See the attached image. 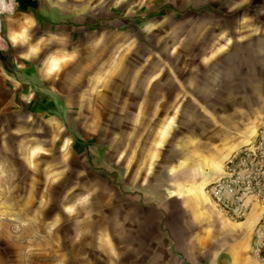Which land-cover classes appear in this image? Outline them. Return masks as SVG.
<instances>
[{
  "label": "rangeland",
  "instance_id": "rangeland-1",
  "mask_svg": "<svg viewBox=\"0 0 264 264\" xmlns=\"http://www.w3.org/2000/svg\"><path fill=\"white\" fill-rule=\"evenodd\" d=\"M48 1L0 55V264H134L181 124L264 92V0Z\"/></svg>",
  "mask_w": 264,
  "mask_h": 264
},
{
  "label": "crops",
  "instance_id": "crops-1",
  "mask_svg": "<svg viewBox=\"0 0 264 264\" xmlns=\"http://www.w3.org/2000/svg\"><path fill=\"white\" fill-rule=\"evenodd\" d=\"M32 1L37 11L42 10V2L47 1L50 6L48 0ZM16 15L37 20L28 8L2 16L6 39L12 32L8 25L18 27ZM41 21L49 23L46 19ZM33 71L23 74L27 76L25 80H42L43 75ZM256 97L258 102L249 106L252 110L246 107L247 114L232 116L229 125L222 122L218 125L217 117L225 113H216L208 107L210 117L200 111L198 128L191 122L181 124L182 136L179 141H173L171 159L160 163L163 169L159 168L136 189V202L155 211L157 218L151 220L154 240L149 241V250L135 247L133 255L126 254L134 264H258L248 250L251 231L260 213L258 205L253 203L243 220L233 221L215 209L203 189L220 174L223 159L264 124V92ZM238 107L244 111V106H237V110ZM137 220L134 219L135 225ZM132 229L135 235H142L140 227ZM121 254L120 250L119 257L126 256ZM262 257L259 264H264V253Z\"/></svg>",
  "mask_w": 264,
  "mask_h": 264
},
{
  "label": "built area",
  "instance_id": "built-area-1",
  "mask_svg": "<svg viewBox=\"0 0 264 264\" xmlns=\"http://www.w3.org/2000/svg\"><path fill=\"white\" fill-rule=\"evenodd\" d=\"M203 189L215 209L233 221L243 220L251 205H258L248 250L260 260L264 253V124L223 159L220 174Z\"/></svg>",
  "mask_w": 264,
  "mask_h": 264
},
{
  "label": "water",
  "instance_id": "water-1",
  "mask_svg": "<svg viewBox=\"0 0 264 264\" xmlns=\"http://www.w3.org/2000/svg\"><path fill=\"white\" fill-rule=\"evenodd\" d=\"M37 3V0H35ZM21 10L18 0H0V55L9 54V45L4 37L2 16Z\"/></svg>",
  "mask_w": 264,
  "mask_h": 264
},
{
  "label": "trees",
  "instance_id": "trees-1",
  "mask_svg": "<svg viewBox=\"0 0 264 264\" xmlns=\"http://www.w3.org/2000/svg\"><path fill=\"white\" fill-rule=\"evenodd\" d=\"M18 3H19L20 8L22 9L28 8L32 10L35 8V2L32 0H18Z\"/></svg>",
  "mask_w": 264,
  "mask_h": 264
}]
</instances>
